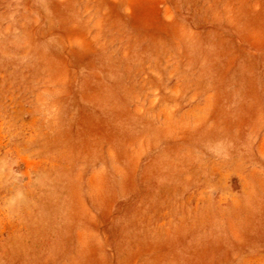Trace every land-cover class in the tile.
I'll return each mask as SVG.
<instances>
[{"label":"rangeland","instance_id":"rangeland-1","mask_svg":"<svg viewBox=\"0 0 264 264\" xmlns=\"http://www.w3.org/2000/svg\"><path fill=\"white\" fill-rule=\"evenodd\" d=\"M0 264H264V0H0Z\"/></svg>","mask_w":264,"mask_h":264}]
</instances>
